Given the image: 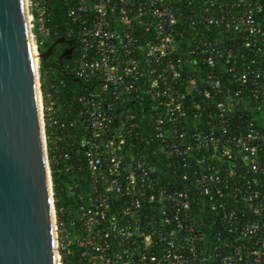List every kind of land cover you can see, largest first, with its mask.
<instances>
[{
	"label": "built area",
	"instance_id": "built-area-1",
	"mask_svg": "<svg viewBox=\"0 0 264 264\" xmlns=\"http://www.w3.org/2000/svg\"><path fill=\"white\" fill-rule=\"evenodd\" d=\"M24 1L83 85L39 81L50 176L90 181L53 193L57 263L264 264V0Z\"/></svg>",
	"mask_w": 264,
	"mask_h": 264
},
{
	"label": "water",
	"instance_id": "water-1",
	"mask_svg": "<svg viewBox=\"0 0 264 264\" xmlns=\"http://www.w3.org/2000/svg\"><path fill=\"white\" fill-rule=\"evenodd\" d=\"M53 54L33 55L25 1L0 0V264H58L35 62Z\"/></svg>",
	"mask_w": 264,
	"mask_h": 264
},
{
	"label": "trees",
	"instance_id": "trees-1",
	"mask_svg": "<svg viewBox=\"0 0 264 264\" xmlns=\"http://www.w3.org/2000/svg\"><path fill=\"white\" fill-rule=\"evenodd\" d=\"M60 15V11L55 12V17ZM55 57H50L49 60L40 61V80L44 92L48 89V86L52 83L56 87L53 88L55 91L56 98L59 103L67 108L71 106L72 100H74V94L81 92L82 83L81 81L75 79L71 73L66 72L62 69L61 64L70 63L67 58L61 63L55 60ZM57 66L59 71H53V68ZM63 80L65 85H61L60 81ZM132 110L133 106H127V108ZM140 113V114H139ZM139 115H144L145 113L138 110ZM51 154H55L52 149H50ZM62 165L52 164V182L54 197L56 200V207L59 209L62 205H69L73 203V197L70 196L71 192L76 194L85 192L89 186L90 181L87 179V174L84 171L76 172L75 174H70L60 170Z\"/></svg>",
	"mask_w": 264,
	"mask_h": 264
},
{
	"label": "flooded vegetation",
	"instance_id": "flooded-vegetation-1",
	"mask_svg": "<svg viewBox=\"0 0 264 264\" xmlns=\"http://www.w3.org/2000/svg\"><path fill=\"white\" fill-rule=\"evenodd\" d=\"M55 49H56V50H57V49H60L61 52H64V51H66V50L68 49V46H67V44L62 43V44H60V46H55V47H54V51H55ZM72 55H73V54H72ZM64 60H65V58H61V59H60L61 63H63Z\"/></svg>",
	"mask_w": 264,
	"mask_h": 264
},
{
	"label": "bare ground",
	"instance_id": "bare-ground-1",
	"mask_svg": "<svg viewBox=\"0 0 264 264\" xmlns=\"http://www.w3.org/2000/svg\"><path fill=\"white\" fill-rule=\"evenodd\" d=\"M32 51H34V47L32 48ZM35 62L37 63V58L35 57Z\"/></svg>",
	"mask_w": 264,
	"mask_h": 264
},
{
	"label": "rangeland",
	"instance_id": "rangeland-1",
	"mask_svg": "<svg viewBox=\"0 0 264 264\" xmlns=\"http://www.w3.org/2000/svg\"><path fill=\"white\" fill-rule=\"evenodd\" d=\"M39 81H40V83H41L40 77H39Z\"/></svg>",
	"mask_w": 264,
	"mask_h": 264
}]
</instances>
